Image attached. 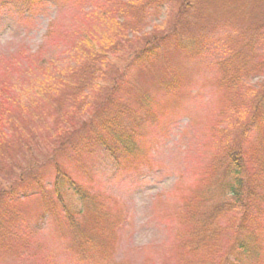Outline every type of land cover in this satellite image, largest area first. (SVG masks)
<instances>
[{
	"label": "rangeland",
	"instance_id": "1",
	"mask_svg": "<svg viewBox=\"0 0 264 264\" xmlns=\"http://www.w3.org/2000/svg\"><path fill=\"white\" fill-rule=\"evenodd\" d=\"M179 1L159 0L160 6L155 10L145 8L146 38L158 33L154 28L167 26ZM109 4V0H46L31 11L20 5L0 9V87L6 85L9 93L24 96V102L31 95L36 100L34 94H28L38 86L39 75L32 73L30 58L38 52L47 56L58 48L51 73L69 75L66 71L74 66L77 53L72 46L70 50L65 48L66 37L73 39L91 29L93 21L86 15L97 5L107 7ZM194 4L198 14L213 25L220 36L264 21V0H194ZM137 18V14L130 16L127 24L135 25ZM199 24L202 25L201 21ZM109 38L112 40V36ZM190 39L188 34L186 40ZM234 40L237 43L232 44L237 52L235 56L228 49L197 58L191 50H170L133 71L132 90L127 100L133 105L132 111L141 109L142 104L138 102L141 94L153 100L152 116L139 128L144 135L139 143H148L140 144L144 154L128 160L136 164L135 168L124 170L128 167L125 162L120 169L100 149L90 155L60 159L65 164L63 171L70 177L61 179L60 195L75 217L80 233L98 243L93 258L85 260L70 251L76 244L73 237L78 233L70 228L65 210L51 195L23 200L17 205L20 221L15 219L6 230L0 229V264H220L225 257H230L238 234L228 223L241 221L243 213L236 208L228 190L210 183L204 186L201 180L202 175L210 171L215 151L218 152L222 127L231 133L232 140L235 137L242 140L238 131L248 122H241L229 108L232 98L226 88L219 85L225 80V68L218 64L221 59L231 60L227 70L240 75L244 88L263 91L264 67L260 65L264 56V29L255 38L247 33ZM246 40L259 46L260 57L253 55L252 48L243 49ZM114 53L113 64L120 66V55ZM173 71L176 74L171 73ZM177 77L186 79L180 90L174 93H168L166 88L161 90V80ZM240 99V95L236 96L234 102L237 112L243 116L245 107ZM20 113L28 120L37 117L33 109ZM16 116H20L18 112ZM122 126L134 127L135 123L126 117ZM256 130V135L245 143L264 145V128ZM0 131L9 137L6 126ZM35 133L39 138L44 135L39 130ZM38 136L36 142H39ZM224 139L227 140L225 132L221 145L226 147L228 143L224 142L229 140ZM25 153H28L25 149H13L11 157L18 161L19 155ZM27 164L24 163L22 169ZM45 166L52 173L51 164ZM0 177L5 180L1 172ZM54 178L50 174L46 190L50 189ZM230 181L226 178L224 184ZM0 187L7 188L8 183ZM81 189L94 195V199L86 200ZM187 202L200 215L199 220L187 214L192 207ZM201 223L204 231L200 230ZM259 229L258 250L240 264H264V218ZM199 230L203 231L201 236ZM219 230H222L223 246L216 245L212 249L209 235Z\"/></svg>",
	"mask_w": 264,
	"mask_h": 264
},
{
	"label": "trees",
	"instance_id": "2",
	"mask_svg": "<svg viewBox=\"0 0 264 264\" xmlns=\"http://www.w3.org/2000/svg\"><path fill=\"white\" fill-rule=\"evenodd\" d=\"M45 1L0 0V9L20 5L31 11ZM109 2L107 7L97 5L86 15L88 20L93 21L91 29L81 32V36L73 39L66 37L65 48L70 50L72 46L77 53L74 55V66L66 71L69 75L63 77L51 73L54 56L60 50L58 48L46 54L47 56L43 57L42 52H38L30 58L32 61L29 67L32 73L39 75L36 78L38 86L28 94H34L36 100L31 95L24 102V96L15 92L9 93L6 85L0 87V129L6 126L10 131L9 137L4 131H0V172L5 175V180L0 177V185L8 183L7 188L0 187V229L6 230L5 227L15 219L20 221L17 205L21 201L53 195L65 210L68 225L78 233L73 237L76 244L69 249L79 257L82 255L81 258L85 260L94 257L99 245L91 236L80 233L75 217L61 198V179L69 180L70 177L63 171L65 164L60 159L65 156L70 159L81 154L90 155L100 149L115 166L120 167L127 162L128 167L124 170H132L136 164L128 162L129 158L138 159L140 153L144 154L140 144H148L139 143L144 138L139 128L152 116L153 105L151 96L141 94L138 98V102L142 104L141 109H138L139 112L132 111L133 105L127 100L132 90L133 71L152 63L160 54L170 50H191L193 57L197 58L207 56L213 51L228 49L235 56L237 52L232 44L237 38H243L247 33L255 38L264 29V21H261L241 31H227L224 36H220L217 29L198 14L194 0H180L177 11L167 26L154 28L158 33L154 37L146 38L148 33L145 32L143 23V14L147 12L145 8L149 6L155 10L160 6L159 0ZM135 14L138 15L135 25L127 24L129 17ZM200 21L202 25L199 24ZM50 34L51 30L48 32ZM188 34L190 40H186ZM111 36L112 40L109 38ZM242 47L252 48L254 56L261 55L258 53L259 46L251 40H246ZM113 50L120 55V66L113 64ZM261 58L263 60L260 68L264 67V56ZM230 61H219L218 65L225 68V80H221L219 85L226 88L229 98H232L229 108L236 112L241 122L246 120L248 123L237 130L243 141L236 137L232 140L231 133L222 127L218 152L215 151L210 171L202 175L201 180L204 186L205 183H210L211 186L218 185L221 189L228 190L236 208L243 213L241 221L230 220L228 223V227L236 231L238 238L231 247V256L225 257L220 264H240L251 258L252 253L258 250L256 240L261 237L259 228L264 218V145L245 143L256 135V128H264V90L244 88L240 75L227 70ZM171 73L176 74L174 71ZM185 80L178 77L161 80L159 87L162 91L166 88L168 93H174L183 87ZM75 82L78 84H72ZM242 90L245 92L242 93ZM239 95L245 107L243 116L237 112L239 110L234 102ZM29 109L37 113L36 118L28 117L31 118L28 120L21 116L20 112ZM16 112L20 116H16ZM126 117L134 121V127L123 128ZM34 130L44 133L43 137L39 138ZM224 132L227 135V140H224H229L224 142L228 143L226 147L221 145ZM37 136L39 142H36ZM33 143L36 144L35 154ZM13 149H25L28 153L19 155L20 160L15 161L11 157ZM30 152L31 156L28 157ZM24 163H29L26 169H22ZM47 163L51 164L52 173L45 166ZM50 174L55 176L54 183L46 190L45 184ZM226 178L231 181L225 185ZM81 192L85 199H94V195L83 189ZM186 204L192 206L187 214L199 220L200 215L193 205L190 202ZM202 224L200 230H203ZM200 230L199 236L204 231ZM209 238L212 249L216 245L223 246L222 230L209 235Z\"/></svg>",
	"mask_w": 264,
	"mask_h": 264
}]
</instances>
